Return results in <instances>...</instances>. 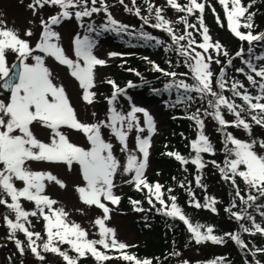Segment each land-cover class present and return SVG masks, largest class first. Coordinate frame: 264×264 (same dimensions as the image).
<instances>
[{
    "label": "snow or ice",
    "instance_id": "snow-or-ice-1",
    "mask_svg": "<svg viewBox=\"0 0 264 264\" xmlns=\"http://www.w3.org/2000/svg\"><path fill=\"white\" fill-rule=\"evenodd\" d=\"M124 0H120L123 4ZM135 4V0H132ZM223 6L228 29L241 41H247L250 45L253 41L264 40V33L253 35L251 31L247 33L241 32V28L252 29L253 28V15L248 12V7H244L241 0H218ZM255 2V0H253ZM168 5L176 9L178 12H186L188 15L193 14L195 11L200 13L199 24L200 34L202 36V42L197 43L193 37L192 32L187 31L189 28H195L196 25L189 24L187 17L181 21L185 25V34L177 36L173 29L169 26L170 22L165 20L161 15V9L156 8V20L157 23L153 27L165 31L172 39V42L178 46L179 54L185 57V64L188 66L192 73V79L194 84L189 85L183 80L179 81L175 86L182 88L185 93H199L201 97L210 95L215 100L209 101V107L214 108L215 111L211 113L214 119L218 122L221 129L226 127H243L245 131L251 135V127L244 120L240 118V112L236 111L237 105L230 103L222 94L213 91L212 88V76L213 73L210 70L212 63V56L205 55L212 49L216 52L217 56H228V52L223 49L220 42H213L209 35V29L204 26L203 13L205 11V4L198 2V0H189V3L185 6H181L176 0H167ZM231 3V8H229ZM97 0H91V7H88V0H34V3L28 5L35 14L37 6L42 9L46 5L58 6L61 11L58 15L52 16L48 21L41 20L42 35L39 38V42L35 48H32L29 42L20 39L18 34L13 30L0 28V77L9 76V68L6 66V50L10 49L17 53L22 62V71L19 74L18 84H6L5 87L11 89V101L8 104L0 101V188L11 197L12 203L8 204L6 200L0 199V204H6V206L12 209L16 214V222L5 217L7 227L10 229L9 238H15V233L21 231L27 237L28 246L31 252L41 261L45 259L43 255L38 251V245L36 240L41 239L39 233L29 231L25 224L21 221H27L29 216H36L37 212L43 215V219L47 221V242L43 244L44 252H51L57 254L63 258L66 264H77V260L70 257L66 251H61L57 244H68L72 250L78 254V257H85L86 253H90L98 262L107 261L112 257L105 255L101 251H98L96 245H102L104 249L124 250L127 246L124 243H118L115 238L114 229L105 227V221L110 219L111 209L106 205L104 201L110 202L112 205H119L121 197L115 195L113 192L114 177L117 171L120 169V163L113 154L112 143L106 142L102 138L101 129L108 128L111 134L117 139L121 148L120 151L127 153V163L123 171L125 174L134 173L131 180L128 183H134L136 190L147 189L149 195V204H152V198L161 205V209L164 215L173 219H179L185 225L188 226V230L192 233L195 242L200 244L205 241H210L214 244L224 243L222 237L213 235L214 229L207 227L205 232H201L203 225L193 226L188 218L183 213L182 209L176 203V197L170 196L171 205L166 204L162 198V186L159 183L149 184L144 178L145 170L148 166L149 148H150V136L155 133V123L153 117L148 111L141 107L132 106L127 115L121 114L113 106L109 109V116L107 122L101 121L95 124L81 123L76 116L75 110L72 107L70 100L67 96L63 85H56L52 80V73L48 67L45 66V60L41 55H32L33 52L38 51L46 56L54 58L60 65L66 66L70 70V75L79 83L80 88L83 90L82 99L87 104H92L96 93L90 91L95 87L94 69L97 66H107V61L98 58L94 55V49L97 46L98 41L91 39L88 35H85L82 39L77 34L74 37V55L75 59L69 58L64 49L59 46L58 43L52 41L58 40V33L52 30L53 25H59L62 20H70L73 18V14L70 9L80 8L74 13L76 21L80 22V27L84 28L83 18L91 17L94 13H99L103 10L107 16V22L102 24L97 30L94 24H88L86 26L87 32H95L97 36L104 32H115L117 34L127 31V25L119 24L108 12L107 6L104 4V0H100V7H96ZM153 5L149 4L148 11L153 10ZM132 11L131 9H127ZM213 12L215 10L213 9ZM137 16L140 15V10L137 8L135 11ZM244 19V23H241V19ZM144 23H148L147 17H142ZM217 23H220V18L217 16ZM221 26H223L221 24ZM27 36H31L32 32L29 30L25 33ZM144 39H154L147 34H142ZM187 40V45L180 44L181 41ZM157 44H161L162 41L156 40ZM195 45V47H193ZM196 48L202 49L196 51ZM189 49L191 51H189ZM241 53H237L240 55ZM109 57H114L118 53H109ZM35 61L34 64L24 63L29 57ZM258 59H264V57H258ZM151 63V62H150ZM215 63L219 64L220 60L216 59ZM232 63L231 59L228 60V65ZM247 63V62H246ZM248 67L255 72V76L264 79V67L260 70H256L251 63H248ZM153 68L157 72L163 70L159 66L153 63ZM130 71H132L130 69ZM237 71L242 72L243 69ZM139 75V73H136ZM165 76H171L173 79L177 76L175 72H163ZM187 75V74H183ZM225 70L222 68L220 71V79L217 81L221 90H225ZM247 79L252 84H256L252 75H248ZM112 88L114 89L110 98H108V104L114 105L118 96L125 95L126 90L120 88L115 81L108 80ZM134 85L129 82L128 87L131 88ZM173 85H166V89L172 88ZM243 85L233 82L231 90L234 95L241 96V93L237 91V88H241ZM259 91L261 95L250 96L248 94L242 95L243 101L248 105L252 111H257L256 115H252L251 119L255 121L257 125L264 127V83H260ZM191 95L187 96V100H191ZM255 100V103L252 101ZM182 102L180 98L177 99V103ZM221 106H226L230 113H233L236 120L229 124L221 114ZM197 114H193L188 117L195 120L196 125L199 127V137L197 140L191 143V148L195 152V158L191 160V163L202 169L205 164L202 160L201 153L214 154L213 146L210 143L208 137L204 134V122ZM138 113H142L144 123L147 126L149 138H141L139 135L136 137V148L140 153L138 157L134 152H131L128 148V133L136 129V131L144 132L145 129L140 127V123L137 117ZM208 115L209 113H205ZM95 115V113H93ZM7 117V119H5ZM37 122L41 126L51 130V142L44 143L35 138L30 126ZM67 127L69 129L82 132L87 141L90 144L88 149L74 145L69 141L67 136L63 134L60 129ZM20 134H14L16 132ZM233 147L228 148V144ZM257 142L251 143L242 142L235 138L231 133L225 134V149L229 156H234V159H226L224 168H220L222 178L224 180H231L233 185H236V177L242 178L243 182L249 187L254 189L260 197H264V156L258 155L253 149ZM259 146L264 148V140L259 141ZM169 156H174L181 164H187L189 161L181 156L179 153H167ZM27 161L36 162H48V163H63L69 171H71L73 164L79 166L82 179L85 182L84 186H78L76 188L81 202L89 207L95 206L102 210L103 218L95 220V224L99 226L101 239L98 241L86 239L87 233L80 228L78 224H71L65 222L66 213L63 209L53 210V205L57 201L44 195L45 181L55 182L60 188H65L66 185L63 181L58 179L51 173L33 172L25 167ZM215 164V161L212 162ZM218 168L219 165H216ZM241 166H244L245 170H240ZM230 173V174H229ZM13 178L22 181L24 187L17 189L13 185ZM197 185H200V178H197ZM183 187V185H181ZM171 189H169V192ZM191 194V193H190ZM236 195L240 196V190L237 187ZM24 198L28 201L35 203L37 211L28 212L22 209L19 203L20 199ZM258 197L249 194L247 200L244 197H240L242 201L247 203L248 201H255ZM207 199V198H206ZM135 211H143L142 208L136 207L139 201H131ZM216 203L212 198L210 202L205 205H201L198 201L190 202V204L196 208L206 207L215 212L216 209L213 205ZM155 205H153L154 207ZM45 208L48 209L49 214H45ZM264 215V213H261ZM237 220H241L240 214L233 213ZM249 220H253L251 216L247 217ZM253 226L255 232L264 234V228L259 224H255L253 220ZM243 227V226H242ZM55 229V231H54ZM244 232H249L248 228H243ZM255 234V233H251ZM229 235L232 240L239 246L246 247L244 242L240 239L239 235ZM35 237V239H34ZM17 249L23 254V247L20 240H15ZM257 251H264L258 249ZM255 256V252L252 253ZM122 259L134 264H151V261H140L133 255L123 254ZM223 258H219L217 261L211 262V264H220ZM187 264V262H185ZM259 264V261H257Z\"/></svg>",
    "mask_w": 264,
    "mask_h": 264
},
{
    "label": "rangeland",
    "instance_id": "rangeland-1",
    "mask_svg": "<svg viewBox=\"0 0 264 264\" xmlns=\"http://www.w3.org/2000/svg\"><path fill=\"white\" fill-rule=\"evenodd\" d=\"M30 3H34V0H0V28L13 30L18 34L20 39L29 42L30 46L35 48L43 31L41 20L48 21L50 17L58 15L63 10L58 6L46 5L42 9L37 6V10L34 14L33 10L28 7ZM241 3L244 7L251 5V7L248 8V12L245 13V16L250 13H254V15L252 20L253 28L250 30L241 28L242 30L240 29V31L244 33L251 31L253 35L260 34L261 31L264 33V13H262V10L259 9V7L264 6V0H255V2H253V0H241ZM104 4L107 6L108 12L111 13V16L119 24L127 25V28H131L134 25H137V27H143V24L140 23V21L144 22L142 17H147L148 24L152 28H155L153 27V25L157 23L155 10H152L151 12L144 11L137 16L131 2L128 3L124 0L123 4H121L120 0H104ZM230 5L231 3H229V7ZM91 6V0H88V7ZM95 6L98 8L101 6L100 0H97V4ZM163 6L164 7L161 9V15L165 20L170 22L169 26L173 29L174 33L179 36V30L183 27L180 23L182 13L172 8L168 5V3H165ZM157 7H161L159 3H157ZM127 9H131L132 11H128ZM213 9L215 12H213ZM77 10L81 9L75 8L69 10L73 14L72 19L62 20L59 25L51 26L52 30L57 32L59 36L58 40L54 39L52 42L58 43L59 46L64 49L66 55L73 59H75L74 37L78 34L82 39L85 35H88L91 39H93V37H91L93 32H87L86 26L91 23L99 29L102 24L107 22L105 12L101 10L99 13H94L91 17L83 18V24L85 27L82 28L80 27V22L76 21L74 17V13ZM221 11L225 15V12L218 6L215 0H209L208 6L206 7L203 15V22L204 26L209 29V35L211 36L212 41L220 42L223 49L228 52L232 49V45L227 41L230 38H233L232 40H236L238 38L228 29L226 21L224 22L225 30H223L220 26V24H223L222 21L220 24L217 23L216 19L218 13H222ZM197 21L198 22H196V19L192 21V24L196 25V27L191 28V31L193 34L192 38H194L197 43H200L202 42V36L200 34V31L202 30L198 31L200 29L199 19ZM241 23H244V19ZM29 30L32 32L31 36H27L25 34ZM156 30L163 32L157 28ZM183 42V46H186L187 40ZM243 43L246 47L249 45L247 41H243ZM193 47H195V45ZM93 51L94 55L98 58L107 61V66H97L94 69L95 87L90 89V91L95 92L96 96L92 104H87L82 99L83 90L80 88L78 81L70 75V70L66 66L60 65L54 60V58L46 56L38 51L33 52L32 55H41L44 58L45 66L48 67L52 73L53 83L58 86H64L70 103L75 110L77 119L81 123L91 125L101 121L107 122L110 114L109 109L113 106H115L117 111L121 112L123 115H127L132 106L141 107L148 111L154 119L155 133L150 136L151 146L149 148L148 166L145 170L144 178L147 182L154 181L162 186V198L169 206L171 205L169 197L175 196L177 205L182 209L189 222L193 226L197 224L204 226L201 228V232H205L207 227H212L214 229L213 235L218 237L219 235L223 236L222 238L224 239V243L222 244H214L210 241L197 244L192 237L183 236L179 247H173V249L175 248V254L167 260L166 264H185V262H187V264H211V262L222 258V255L227 251H232L233 255H237V247L242 249L247 262L251 264L247 257L248 251L245 249H248L247 245H249V248H252L255 244H259V239L256 242H252L255 238H258V236L252 237L250 240L247 238L249 236L247 233H245V237L241 235L244 232L243 228L247 227L249 230L252 228L253 220L254 222L262 223L264 225V215L261 214L264 213V203L258 205L256 208H248V202L245 203L240 199V197H244V200L246 201L249 194L254 196L256 195V190L249 189V187L243 182L242 178L236 177V185L240 190V196L235 195L234 189L231 185V180L226 181L222 178L220 168H224V162L226 159L235 158L234 156H229L226 149L223 153V149L225 148L226 133H231L235 138L241 140L242 142L251 143L252 141H256L257 144L253 150L258 155L264 156V148L259 146V141L264 140V127L257 129L250 124L248 116L249 112H247L248 109L246 108L248 105L243 101L242 95L237 96L233 94L230 82L229 84H226V88L222 92L220 88L215 85L218 80L214 83L217 74L222 68H227L228 70L227 82L237 81V78L240 77L239 71L237 70L243 65L245 57L240 56L241 54L232 58L222 54L217 56L216 52L212 49L209 50V53L205 54L206 56L211 55L213 58L210 65V70L213 73V91L222 94L230 103L238 106L236 111L240 112V118L244 119L250 125L251 135H249V133L245 131L242 126L239 128L229 127V131L226 130L228 127L221 129L218 122L214 119L213 115H211L215 109L209 107L208 103L210 100L214 102L215 98L210 95L202 98L201 94L197 93L202 99L207 101L208 104V108L206 107L203 109L199 117L204 122L203 132L212 144L214 154L201 153L202 160L205 164L202 169L197 168L196 165L191 163V160L195 158V152L191 148V143L198 139L200 131L198 125L195 124L191 140H189L187 145L184 141L182 143L180 142V144L169 141V147L174 148L178 146V151L181 152L180 155L189 161L187 164H182L180 168L177 167V170H175L173 169L175 167L174 161H171L169 158L166 159V157H168L165 150L167 149V145L164 144L167 136L166 134L171 133V126H173L171 117L175 113L174 108H166L160 104L158 99L146 98L143 94L132 95L131 98H128L130 101L123 98L122 95L118 96L121 103H116L115 101L114 105L109 106L106 101H103L102 93L109 88L107 81L118 78L122 73L120 71V67L113 64L117 55L110 58L108 54L119 52L116 51L110 41L97 43V46ZM189 51L191 50L189 49ZM196 51L202 52V49L196 48ZM5 56L6 66L9 70L16 61H21L18 54L10 49L6 50ZM153 58H155L152 59L153 61L158 60L156 55H153ZM216 59L220 60L219 64L215 63ZM229 59L232 61L230 66L228 65ZM179 61L182 64L180 71L187 74V77L182 80L189 85L194 84L195 81L192 79V73L185 64V57H180ZM251 62L253 63V61ZM24 63L34 64L35 61L30 56L26 61H24ZM262 66L264 67V64L261 61L260 67ZM145 75L148 78H153L155 76L152 72H146ZM2 78L3 77H0V81ZM261 82L262 78H260V81L256 82L255 85L249 81H245L244 90L248 91V95L250 96L261 95L259 91V85ZM0 101L5 104L10 103L11 95H6L0 92ZM252 102L255 103V100ZM261 103H264V100H262ZM220 111L226 121L232 122L236 120L235 115L230 113L226 106H221ZM93 113H95V115H93ZM205 113L209 114L206 115ZM137 117L140 127L144 128L145 131L138 133L136 129L133 128V130L128 133L127 143L129 150L140 157V153L136 148V137L139 135L142 139L149 138V133L147 131V126L144 123L142 113H138ZM5 119H7V117H5ZM30 128L35 138L39 141L44 143L51 142L50 129L41 126L37 122H34ZM60 131L65 134L69 141L74 145L85 149L90 147L86 136L82 132L69 129L67 127H62ZM101 133L102 138L106 142L112 143L113 154L120 163V169L114 177L115 187L113 188L114 194L121 197L120 203L119 205H112L110 202L102 199V202L106 203V205L111 209L110 219L105 221V227L114 229L116 240L118 243H124L127 246V249H134V251H136V247L143 246L145 248L144 251L148 252L149 248L147 247L151 244H156V247L160 246L159 241L161 240V235L159 234L160 231L156 226L157 222L153 213L155 212L154 208L157 210L161 209V205L154 197L152 198V204H149L148 191H145V189L138 191L136 190L134 183H128V181L132 179L134 173L125 174L123 171L127 163V153L120 151L121 146L117 139L111 134L110 129L102 128ZM14 134L20 133L17 131ZM185 138H187V136ZM171 139L175 140V138ZM220 144H223V147L219 146ZM232 147L233 146L229 143L228 148ZM220 154H223V156L219 157ZM213 161H215V164L212 163ZM177 162L180 163L179 161ZM170 163L171 167L169 166ZM216 165H219L220 167L218 168ZM25 167L33 172L51 173L63 181L66 185L65 188H60L57 184H55V182L45 181V191L43 194L48 197L50 196L53 200L57 201V203L53 205L55 210L63 209L67 214L64 218L65 222L69 225L73 223L78 224L80 228L87 233L86 239L90 241H98L101 239L99 234L100 229L99 226L95 224V220L98 218L102 219L103 213L101 209H98L95 206L89 207L81 202L76 188L78 186H84L85 182L82 179L78 165L73 164L71 171H69L68 167L63 163L27 161ZM192 167L194 168L193 170H191ZM212 167H214V169H211ZM240 170H245L244 166H241ZM198 177L200 178L201 186L197 185ZM13 185L18 190L24 187L23 182L16 180L15 178H13ZM181 185H183V187H181ZM169 189H171L170 192ZM6 197H8L7 200L11 201V197H9L7 193L0 188V199H5ZM193 198L194 201H198L201 205H205L210 202L212 198H214L216 203L213 207H215L216 211L213 212L206 207L198 209L192 206L190 202H193ZM133 200L139 201V204L136 207L142 208L143 211L134 210V206L131 203ZM227 201H229L228 204H226ZM20 203L22 205L24 204L29 212L36 209L35 203L32 201L21 198ZM153 205L155 206L153 207ZM11 210L12 209L4 208L3 204H0V264H16L17 261L19 264H41L42 261L39 260L31 251H23V254H21L20 250L16 247L15 239L9 238L10 229L7 227L5 217L8 218L6 214H10L9 211ZM233 213L240 214L244 218L237 220ZM248 216H251L253 220H249L247 218ZM178 220V218L175 219V221ZM142 222H145L144 226L142 225ZM37 226L40 228L43 224L38 223ZM182 229V232H186L188 234L191 233L188 230L187 225H183ZM230 229H233V235H240V239L245 245L247 244L246 247L242 248L236 244L235 241L232 242L228 240L226 234L230 233ZM19 240L21 241L23 238L20 237ZM96 248L109 256L112 253L118 254L121 252V250L104 249L103 246L99 244L96 245ZM159 253L164 254L165 250ZM236 260L237 258L235 257L229 261L228 259L223 258L220 261V264H234ZM107 264H121V262L117 259H113L112 257ZM157 264H159V262Z\"/></svg>",
    "mask_w": 264,
    "mask_h": 264
},
{
    "label": "trees",
    "instance_id": "trees-1",
    "mask_svg": "<svg viewBox=\"0 0 264 264\" xmlns=\"http://www.w3.org/2000/svg\"><path fill=\"white\" fill-rule=\"evenodd\" d=\"M128 3H130L131 0H125ZM167 1V0H162ZM150 2H158V0H138L136 2V5L138 6L139 10L147 9L146 3L150 4ZM178 4L181 6H185L189 3V0H176ZM200 3L205 4V10L207 5V0H198ZM218 3V2H217ZM262 13H264V6L260 8ZM186 13V12H183ZM189 20L199 19L200 13L198 11H195L193 14L188 15ZM192 22V21H191ZM183 27L180 28V35L185 34V25L180 22ZM222 25L220 24L221 28L225 30V23L222 20ZM192 24V23H191ZM183 30V31H182ZM187 31L192 32L191 28L187 29ZM142 34H147L148 36L153 37L154 39L147 40L144 39ZM94 37H100V39L103 41H110L112 44L120 51H141L144 54H147V59L139 60L140 57H143L141 53L139 54H131V56H128L131 59H125V60H116L113 64L118 65L120 67L121 75L116 79H111L115 81V83L122 89L126 90V93L129 94H136V95H144L146 98H153L158 99L162 104L166 106H174L175 108H180V114L184 116L183 118H175L173 119V126L171 129V133L166 134V140L164 141V144L167 145V150H172V147H169V141L173 143H184L187 145L189 140H191L192 136V129L195 126V120L189 119L188 117L192 116L193 114H197L198 116L202 113L203 109L206 107L208 108L207 101L202 99L199 94L192 92V93H185L182 88L178 89L176 86L166 89V85L172 84L170 81H178L179 79H182V76L178 75L179 73H183L180 71V68L182 67V64L179 61V58L182 57L179 54L178 46L172 42L171 37L166 32H160L157 30H154L152 28L146 27H134V29H129L124 33H115V32H104L101 35L97 36L96 33H94ZM156 40L162 41L161 44H157ZM230 43L232 49L228 51L229 58L237 56V53H241L240 56H244L245 59L243 61V65L240 67V69H243L242 72L248 73L251 68L248 67V63H251V61L256 62V66L258 63V57H264V40L262 41H254L251 45L248 46L245 50H242L244 47H242L243 43L238 42L236 40L229 39L227 41ZM181 45L184 44L183 41L180 42ZM126 54V53H124ZM148 54L156 55L158 57L157 61L152 60L155 58H152L148 56ZM151 62V63H150ZM247 62V63H246ZM153 63L159 68H161L162 72H157L153 68ZM253 67L255 66L254 63H251ZM130 69L132 71H130ZM171 72L177 73V76L175 79H173L171 76H165L163 72ZM226 70V68H225ZM146 72H152L155 74L153 78L146 77ZM136 73H139L137 75ZM226 72L224 79H226ZM220 79V74L216 76V79L214 83ZM131 82L134 86L129 88L128 83ZM215 85L217 87L218 83L216 82ZM239 92V89H237ZM112 92L111 87H109L108 90H105L102 94L104 97H108L110 93ZM191 95L192 99L187 100V96ZM180 98L182 102L177 103V99ZM248 116L250 120V124L253 125L254 128L261 129L260 125H257L255 121L251 119L252 115H256V111H252L248 109ZM200 118V117H199ZM251 125V126H252ZM229 127L226 128V130L229 131ZM187 136V138H185ZM171 138H175V140H172ZM262 140V139H261ZM221 143V142H220ZM178 145V144H177ZM171 146V145H170ZM223 147V144L219 145ZM225 148L223 149L224 153ZM223 154H220L219 157H222ZM226 157V156H225ZM167 159V158H166ZM171 159V158H169ZM172 160V159H171ZM171 166V163L169 164ZM177 167L180 168L178 165L175 164V167L173 169L177 170ZM194 168L192 167L191 170ZM211 169H214L212 167ZM216 171V169H215ZM217 172V171H216ZM149 184H153L154 181L148 182ZM232 185V188L234 189V194L236 195V185ZM258 198L253 201H248V208H256L258 205L264 203V197H260L258 193L256 195ZM247 200V198H246ZM229 201L226 202L228 204ZM23 210L27 211L26 207L24 205L21 206ZM10 214H6L8 216V219H12L13 222H16V214L13 210L9 211ZM29 212V211H28ZM155 218H156V226L158 227L161 235V240L159 241L160 246L156 247V244H151L149 247V251L145 252L144 247H138L135 252L128 253V255H133L140 261L149 260L151 261V264H166L167 260L170 259L174 255V250L176 247H179V245L182 242L183 236H190L194 239L192 233L188 234L186 232H182L183 225H185L183 222L175 221V219L168 217L164 215L161 211L156 210L155 212ZM15 217V218H14ZM25 224V227L29 229V231H32L34 233H39L41 239L36 240V245H38V251L43 254L45 259L42 261L41 264H66V262L63 260L62 257H60L57 254H53L51 252H44L43 251V244L47 242V226L44 225L40 228H38L37 224L41 223V214L37 212L36 216H29L27 221H21ZM145 222H142V225L144 226ZM255 224H259L255 222ZM260 225V224H259ZM261 226V225H260ZM262 227V226H261ZM232 228V227H231ZM247 228V227H246ZM229 233V232H228ZM248 233V239L258 236V238H255L254 241L256 242L259 239V244H255L252 248H249V253L247 254L248 259L250 260L251 264H257V261H259V264H264V251H257L258 249L264 250V235L255 232V228L252 225V228L250 229ZM251 233H255L253 236ZM230 234H233V229H230ZM245 237V233L243 232L242 235ZM20 237L23 238L21 240V245L24 249V251H31L30 247L28 246V240L27 237L24 235L23 232L17 231L15 233V239L19 240ZM219 237H223L222 235H219ZM228 240L234 242L229 235H227ZM35 239V237H34ZM251 240V239H250ZM158 243V244H159ZM247 245V244H246ZM57 246L61 249V251H66L68 255L74 259L77 260V264H104L103 262H98L96 259L90 257L88 253H86L85 257L80 258L78 257V254L72 250L71 246L68 244H57ZM249 246V245H247ZM173 247H175L173 249ZM238 251L237 255H233L232 251H227L224 253L222 258L228 259V261L232 258H237L236 262L234 264H250L247 262L246 257L242 251L241 248H236ZM165 250V253H159ZM255 252V256L252 255V253ZM121 264H134V262L125 261L121 257H118Z\"/></svg>",
    "mask_w": 264,
    "mask_h": 264
},
{
    "label": "water",
    "instance_id": "water-1",
    "mask_svg": "<svg viewBox=\"0 0 264 264\" xmlns=\"http://www.w3.org/2000/svg\"><path fill=\"white\" fill-rule=\"evenodd\" d=\"M18 64L14 66L12 74L1 83L0 89L2 91L11 93V89L8 87H5V85L9 83L15 85L16 82L19 80V74L21 73V67H20V64L19 65Z\"/></svg>",
    "mask_w": 264,
    "mask_h": 264
}]
</instances>
